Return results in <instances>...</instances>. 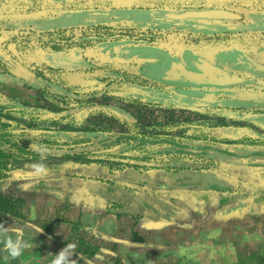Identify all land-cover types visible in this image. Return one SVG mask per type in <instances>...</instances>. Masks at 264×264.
I'll return each mask as SVG.
<instances>
[{
	"label": "rangeland",
	"instance_id": "obj_1",
	"mask_svg": "<svg viewBox=\"0 0 264 264\" xmlns=\"http://www.w3.org/2000/svg\"><path fill=\"white\" fill-rule=\"evenodd\" d=\"M105 1L70 0L57 3L53 0H0V78L7 77L10 81L0 80V122L5 123L0 129L1 134H13L19 141L25 138L26 144L33 148L45 146L53 150L59 145L65 147L89 144L104 147L97 143L98 138H81L78 134V129L96 125L95 134H142L175 140L191 139L194 142L207 141L213 135L219 140L218 134H222L221 137L231 134L240 146L264 150V77L251 82L247 80L234 89L225 88L219 90L220 93L211 92L201 97L210 102L206 107L158 103L159 92H166L171 86L162 82L158 76L151 77L147 73L146 66L152 62L149 55L144 53L143 56L131 57L128 54L126 57L118 54L121 42H127L130 45L139 44L145 51L155 49L161 54L175 57L189 49L201 56L210 48L220 47V35L226 38L223 42L226 46L235 42L238 44L235 40L238 37L241 46H244L256 33L245 31L237 35L238 32L232 30L222 32L223 34L201 33L196 30L188 32L186 29L167 25L157 28L151 23L142 26L134 21H121L116 14L109 18L108 22L97 18L96 28L85 20H81L80 25L74 27L72 23L71 27L68 23H61L63 18L69 19L70 10L89 8L92 3L104 5ZM117 1L119 0H107L106 3L117 4ZM126 2L130 8L137 6L146 11L168 12L171 9L180 10L186 7H221L238 12L243 19L252 14L264 13V0ZM66 9L67 14L64 11ZM108 33L114 34L108 39L110 43L104 47L106 41L97 38L96 41L105 42L95 53L91 36L103 37ZM73 46L84 48V61L89 66L80 69L60 66L55 58H50L52 50L66 51ZM107 48H113L116 52L105 53L103 50ZM246 79H250L249 75ZM69 92L82 97L77 99ZM181 95L185 96L183 93ZM232 98H237L238 106L230 105L235 103ZM64 137L70 141L68 144ZM112 146L108 149H97V153L93 150L83 154L81 160L66 158L50 161L63 166L65 172L74 167L73 161L82 162V167L90 164L96 156L113 161L117 157L111 150L118 146ZM152 148L153 146L140 147L138 153L141 155L133 158L132 164L138 162L141 169L158 171L160 168L156 164L166 157L142 155ZM42 154L48 155L47 152ZM50 154L56 153L53 150ZM121 154L127 156L126 152ZM172 158L177 157L173 154ZM252 159L253 157L248 158L245 162ZM253 160L264 162L262 158ZM36 162L41 161L37 158L20 160V164L11 170V177L2 184L3 192L19 193L20 189H24L32 181L31 175L41 174L31 168ZM255 167L260 168L258 170L264 168ZM223 168L232 167L225 165ZM112 170L114 174L118 172L116 167ZM253 172H246L244 175L254 174ZM80 174H85L86 177L89 175L83 171ZM251 185L258 189L264 186V171L251 175ZM249 196L253 198L254 195ZM2 229H12V225L6 223Z\"/></svg>",
	"mask_w": 264,
	"mask_h": 264
},
{
	"label": "crops",
	"instance_id": "obj_2",
	"mask_svg": "<svg viewBox=\"0 0 264 264\" xmlns=\"http://www.w3.org/2000/svg\"><path fill=\"white\" fill-rule=\"evenodd\" d=\"M255 166L248 170L264 171ZM43 173L31 175L25 192H13L23 200L21 217L0 216V229L10 223L13 230L0 231V264H52L69 242L76 245L73 264H264V186L251 185L254 174L227 196L211 188L173 193L169 212L149 216L118 215L75 180L69 188H40ZM14 232L30 243L15 258L4 249Z\"/></svg>",
	"mask_w": 264,
	"mask_h": 264
},
{
	"label": "trees",
	"instance_id": "obj_3",
	"mask_svg": "<svg viewBox=\"0 0 264 264\" xmlns=\"http://www.w3.org/2000/svg\"><path fill=\"white\" fill-rule=\"evenodd\" d=\"M0 80L10 82L7 77H2ZM69 93L72 97L79 99V95L76 93ZM2 126H5V123L0 122V129ZM96 128V125L80 128L78 134L81 138H98L97 143L104 147H96L94 144L65 147H59V145L53 149L56 154H50L53 150L47 148L48 155L45 156L37 151L38 147L33 148L27 145L25 142L27 139L19 141L13 134L0 133V216L21 217L23 200L12 192L5 194L1 186L11 177L13 167L19 165L20 160L29 158L40 159L46 166V170L40 178L41 181L38 182V187L45 189H54L59 186L69 188V180H75L79 184L80 190L84 192L83 194L86 191L96 192L100 195L106 208L113 210L118 215L132 210L149 216L169 212L166 200L173 193L184 196V194L196 190L211 188V190H220L227 196L233 192L239 181H242V178L245 177L244 174L249 172L245 166H264V162H254L253 160L264 159V150H253L251 147L240 146L231 134L224 137H221L222 134H218L220 135L219 140L213 135L207 141L194 142L191 139L175 140L173 138L142 136V134L111 136L95 134ZM66 142L68 144L70 141L66 138ZM112 145L118 146L111 150L117 157V161L96 156L90 161L91 163L89 162L90 164L84 167L81 165L82 162L73 161L74 167L66 172L63 166L50 161L51 159L66 158L78 160L83 157V154L93 150L97 153V149H108ZM151 146L153 148L142 155L166 157L165 159L164 157L160 158L162 159L160 162H163L156 164L160 168L158 171L149 172L141 169V164L138 162L132 164L133 158L141 155L138 153L140 147ZM230 149L232 150L230 151ZM124 152L127 153L126 157L128 158L121 154ZM173 154L177 157L176 159L172 158ZM229 156L231 159L228 158ZM251 157L253 159L250 162H245ZM225 165L234 169H225L223 168ZM115 167L118 172L114 174L112 169ZM82 171L88 173V177L85 174L81 175ZM47 179L54 181L50 182ZM78 179L87 180L82 182ZM90 179L94 181H89ZM171 200L173 199L171 198Z\"/></svg>",
	"mask_w": 264,
	"mask_h": 264
},
{
	"label": "flooded vegetation",
	"instance_id": "obj_4",
	"mask_svg": "<svg viewBox=\"0 0 264 264\" xmlns=\"http://www.w3.org/2000/svg\"><path fill=\"white\" fill-rule=\"evenodd\" d=\"M57 3L67 2L70 0H53ZM107 1V0H106ZM101 5L99 3H92L89 8L73 9L68 12L69 19L63 18L62 24L68 23L69 27L80 25L81 20H85L91 23L94 28L98 27L96 24L97 18L108 22L109 18H112L114 14L119 15V20L129 22L134 21L140 23L142 26L151 23L154 27L161 28L162 26H170L174 28L186 29L188 32H222L234 31L238 32L237 35H241L240 32L251 31L256 33L253 39L244 43L241 46V40L239 37L235 39L238 44H228L226 46V38L220 35V42L218 46L213 49H209L202 53L201 56L196 55L191 49L183 51L178 57L161 54L155 49L142 48L139 44H129L121 42L120 48H118V54L120 56L131 57L143 56V54L149 55L152 60L146 66L147 73L158 76L162 82H165L170 87V90L166 92H159L158 103H169L177 105H191L206 107L210 105V102L202 99L201 97L212 93H220L219 90L225 88L234 89L236 86L245 83L247 80H257L264 77V13L261 15L252 14L247 19H243L242 15H239L237 19L227 20H193L183 19L181 24L176 19L167 17V13L177 12L179 9H171L168 12L166 10H153L146 11L144 8H130L127 6L128 0H119L117 4L106 3ZM111 1V0H108ZM104 3V2H103ZM119 3V5H118ZM221 8L213 6H201V7H186V8ZM185 9V8H182ZM227 9V8H224ZM67 14V9L64 10ZM157 17L156 19H153ZM179 21V20H178ZM231 23V24H230ZM67 24V26H68ZM110 26V24H108ZM257 34H259L257 36ZM111 33L105 36H91V41L94 42V52H97L98 48H102L103 43L107 46L109 38L112 37ZM97 38H101L105 41H96ZM120 38H122L120 36ZM122 40V39H121ZM243 43V42H242ZM142 45V44H141ZM156 48V47H154ZM105 53L116 52L113 48L103 50ZM50 58H55L60 66H70L77 69L83 66H89L85 63L84 59L86 51L81 46H73L66 51L52 50ZM124 54V55H122ZM250 79H246V76ZM155 80V79H153ZM160 80V79H159ZM167 85V86H168ZM157 91V90H156ZM185 94L181 95V94ZM238 94V92H237ZM82 96L79 95V98ZM237 98H232L235 103L230 105L236 107L239 102H236ZM160 101V102H159ZM250 172V171H249Z\"/></svg>",
	"mask_w": 264,
	"mask_h": 264
},
{
	"label": "clouds",
	"instance_id": "obj_5",
	"mask_svg": "<svg viewBox=\"0 0 264 264\" xmlns=\"http://www.w3.org/2000/svg\"><path fill=\"white\" fill-rule=\"evenodd\" d=\"M37 151L40 153L46 152L47 148L45 146H40ZM33 169L37 173H43L45 171V164L41 162L33 163ZM0 231L4 232H12V229H0ZM41 231V230H40ZM30 247L29 241L25 240L23 232H14L12 235L6 236L4 240V249L7 251L12 257H18L22 250ZM76 245L72 242L65 244L63 248H61L55 258L52 261V264H73L72 257L75 255Z\"/></svg>",
	"mask_w": 264,
	"mask_h": 264
},
{
	"label": "water",
	"instance_id": "obj_6",
	"mask_svg": "<svg viewBox=\"0 0 264 264\" xmlns=\"http://www.w3.org/2000/svg\"><path fill=\"white\" fill-rule=\"evenodd\" d=\"M167 17L177 20V24H181L183 19H193V20H227V19H237L239 15L231 10L224 8H185L180 9L177 12L167 13ZM179 20V21H178Z\"/></svg>",
	"mask_w": 264,
	"mask_h": 264
}]
</instances>
